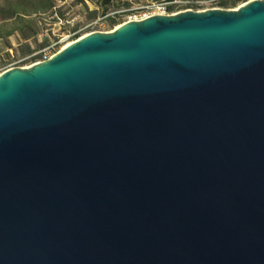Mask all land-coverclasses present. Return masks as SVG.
Returning <instances> with one entry per match:
<instances>
[{
	"label": "water",
	"instance_id": "water-1",
	"mask_svg": "<svg viewBox=\"0 0 264 264\" xmlns=\"http://www.w3.org/2000/svg\"><path fill=\"white\" fill-rule=\"evenodd\" d=\"M0 264H264V0L2 72Z\"/></svg>",
	"mask_w": 264,
	"mask_h": 264
},
{
	"label": "rangeland",
	"instance_id": "rangeland-1",
	"mask_svg": "<svg viewBox=\"0 0 264 264\" xmlns=\"http://www.w3.org/2000/svg\"><path fill=\"white\" fill-rule=\"evenodd\" d=\"M167 0H129L124 2H113L103 5H99L97 13L92 15L90 12L96 9L98 2L101 0H86L84 4H74V15L76 20L73 21V25L83 27L93 20L101 18V20L95 24L92 29L99 31H109L114 29L117 25L124 23L128 19V15L136 12V9L140 6H144L151 3L165 2ZM177 3L174 5V10H204L210 8H222V9H234L240 5L251 0H238L236 5L225 7L222 5L223 0H174ZM201 1V4L198 3ZM41 14V13H40ZM39 14V15H40ZM0 13V40L5 44L11 46L12 50L9 52L0 53V67L14 64L15 66H28L35 62V60H24L33 52H37L44 47L46 41H49V37H39L33 32L37 30L36 26L31 24L29 20H33L36 15L30 17H24L23 19L7 20L4 21L1 18ZM44 14L40 15L43 17ZM91 30V28H89ZM9 32L12 34V38H9ZM85 32V31H84ZM88 32V31H87ZM24 35L30 36L29 39H25ZM51 36V34H50ZM44 42V43H43ZM28 46L32 51H28Z\"/></svg>",
	"mask_w": 264,
	"mask_h": 264
},
{
	"label": "built area",
	"instance_id": "built-area-1",
	"mask_svg": "<svg viewBox=\"0 0 264 264\" xmlns=\"http://www.w3.org/2000/svg\"><path fill=\"white\" fill-rule=\"evenodd\" d=\"M176 3L177 2L174 0H167L165 2L151 3L140 6L136 9V12L128 15V19L126 21L141 20L154 14H173L182 11L174 10V5ZM198 3L201 4V1H198ZM73 8L74 0H56L53 9L48 13H44V16L41 17V20H39L41 29L38 36H47L50 40L45 42L46 44L42 49L37 52H33L28 57H26V59H23L21 61L35 60L34 63H37L48 60L54 54L59 52L61 49H63L73 41L81 38L88 33L99 31L92 29V27L97 24L101 20V18L93 20L83 27L73 25L72 22L77 19L74 15ZM89 28H91V30H89ZM34 63L30 65H33ZM12 67L16 66L14 64H11L0 67V74Z\"/></svg>",
	"mask_w": 264,
	"mask_h": 264
},
{
	"label": "trees",
	"instance_id": "trees-1",
	"mask_svg": "<svg viewBox=\"0 0 264 264\" xmlns=\"http://www.w3.org/2000/svg\"><path fill=\"white\" fill-rule=\"evenodd\" d=\"M237 1L238 0H223L222 5L225 7H230L231 5H236ZM55 3L56 0H0V13L2 15L1 18L2 20L7 21L23 19L27 15L32 16L34 14L36 17L29 21L37 28L33 34L38 35L41 29L39 25L40 15L50 12L53 9ZM108 3H112V0H101V2H98L99 5L103 6ZM74 4L86 5V0H74ZM90 13L92 15L96 14L97 9L92 10ZM11 34L12 33L9 32V35ZM24 37L25 39L30 38L28 35H24ZM28 51H32L30 46H28Z\"/></svg>",
	"mask_w": 264,
	"mask_h": 264
},
{
	"label": "crops",
	"instance_id": "crops-1",
	"mask_svg": "<svg viewBox=\"0 0 264 264\" xmlns=\"http://www.w3.org/2000/svg\"><path fill=\"white\" fill-rule=\"evenodd\" d=\"M115 1H117V2H121V1L124 2V1H129V0H112V3L115 2ZM96 9H99V4L96 6ZM25 17H30V16L27 15ZM12 37H13L12 35L9 36L10 39ZM12 45L14 46L15 44L12 42L11 46H9V45L5 44L4 42H2L0 40V53H4V52L7 53V52H9L10 50H12Z\"/></svg>",
	"mask_w": 264,
	"mask_h": 264
},
{
	"label": "bare ground",
	"instance_id": "bare-ground-1",
	"mask_svg": "<svg viewBox=\"0 0 264 264\" xmlns=\"http://www.w3.org/2000/svg\"><path fill=\"white\" fill-rule=\"evenodd\" d=\"M119 25H117L115 28H117Z\"/></svg>",
	"mask_w": 264,
	"mask_h": 264
}]
</instances>
